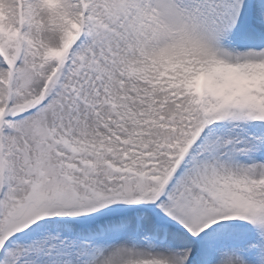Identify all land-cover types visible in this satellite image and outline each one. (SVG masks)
<instances>
[{
  "label": "snow or ice",
  "instance_id": "obj_1",
  "mask_svg": "<svg viewBox=\"0 0 264 264\" xmlns=\"http://www.w3.org/2000/svg\"><path fill=\"white\" fill-rule=\"evenodd\" d=\"M0 264H264V0H0Z\"/></svg>",
  "mask_w": 264,
  "mask_h": 264
}]
</instances>
